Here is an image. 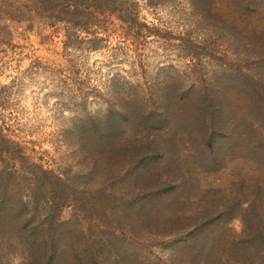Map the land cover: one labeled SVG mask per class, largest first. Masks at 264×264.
Here are the masks:
<instances>
[{"label": "rangeland", "instance_id": "obj_1", "mask_svg": "<svg viewBox=\"0 0 264 264\" xmlns=\"http://www.w3.org/2000/svg\"><path fill=\"white\" fill-rule=\"evenodd\" d=\"M165 89L186 102L175 118L186 136L212 116L214 162L186 158V196L165 194L163 216L143 209L161 238L127 249L174 264L165 221L199 218L216 235L209 264H261L264 250L236 244L245 216L264 217V0H0V200L90 243L106 230L123 248L130 234L109 205L120 178L93 172L81 125L123 99L157 108ZM2 245L1 264L25 263L18 245Z\"/></svg>", "mask_w": 264, "mask_h": 264}, {"label": "trees", "instance_id": "obj_2", "mask_svg": "<svg viewBox=\"0 0 264 264\" xmlns=\"http://www.w3.org/2000/svg\"><path fill=\"white\" fill-rule=\"evenodd\" d=\"M159 96L161 105L157 108L152 107L151 103L123 99L119 105L109 106L105 116L91 117L81 125V148H87L84 154L91 155L93 172L99 169L100 176L108 171L112 178H120L116 179L117 185L112 191L113 198L109 205L113 204L112 214L118 224L130 234V237L126 235L127 238L122 239L125 244L123 248L117 247L116 243L120 240L117 241L115 235L106 230L90 243L76 228L68 231L69 228L56 226L54 217L45 227L43 222L46 220L42 223L40 220L35 221V212L31 215L25 211L19 212L18 209H12V203L6 200H0V245H18L25 254L24 264H130L129 261L132 264H146L141 251L127 249L128 244L138 245L135 241L137 237L140 240L161 238L153 229V216L142 217L143 209L148 207L163 216L159 204H164L165 194L173 191L174 201L184 198L186 192L178 184L188 180V170L184 168L186 158L205 157L214 162L211 156L219 138L211 122L212 116L198 117L197 120L204 118L196 123L198 133L189 130L186 136L181 121L175 120L181 116L179 112L186 104L183 97L170 95L167 89L165 93L162 90ZM133 103L140 104L138 112L133 109ZM177 105L178 110L175 109ZM189 107L193 116L202 110L199 106ZM215 107L212 102L208 106L213 113ZM141 136H147V140L142 141ZM186 151L188 155H184ZM124 169H128L126 175L131 179L120 186ZM136 171L138 173L133 177ZM122 199L126 202L123 200L122 203ZM251 208L254 209V206L251 205ZM35 209L38 210L37 207ZM167 220H164L166 224L174 226L168 230L167 235V238L175 240L173 263L184 264L183 260L187 258L188 263L185 264H209L207 261L216 242V235H213L214 230H206L208 223L202 224L199 218L190 222L187 217ZM243 223L242 234L239 236L243 238L236 245L244 242L243 249L246 250L249 249V243L250 247L256 248L257 255L263 254L264 217H255V214L245 216ZM185 224L189 226L183 227ZM261 264H264V260H261Z\"/></svg>", "mask_w": 264, "mask_h": 264}]
</instances>
